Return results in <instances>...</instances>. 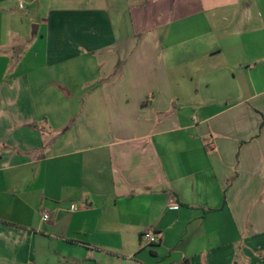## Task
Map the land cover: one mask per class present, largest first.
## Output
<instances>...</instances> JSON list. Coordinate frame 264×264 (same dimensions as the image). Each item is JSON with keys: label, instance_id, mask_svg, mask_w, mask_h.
I'll return each instance as SVG.
<instances>
[{"label": "crops", "instance_id": "crops-1", "mask_svg": "<svg viewBox=\"0 0 264 264\" xmlns=\"http://www.w3.org/2000/svg\"><path fill=\"white\" fill-rule=\"evenodd\" d=\"M26 1L0 0V264H264V0Z\"/></svg>", "mask_w": 264, "mask_h": 264}, {"label": "rangeland", "instance_id": "rangeland-1", "mask_svg": "<svg viewBox=\"0 0 264 264\" xmlns=\"http://www.w3.org/2000/svg\"><path fill=\"white\" fill-rule=\"evenodd\" d=\"M33 1H37V0H27L26 2L31 3ZM36 6H37V3H35V4L31 5V6H28L29 7V11L33 12L37 8ZM29 17L32 18L33 20L30 21ZM29 17L28 16L27 17L24 16V18L26 19L27 29L30 32L31 38L35 39L36 38L35 36H37V38H40V34H38V35L34 34V30H35V27L38 26L39 24L42 25L41 21L39 20V18L34 13H31Z\"/></svg>", "mask_w": 264, "mask_h": 264}, {"label": "built area", "instance_id": "built-area-1", "mask_svg": "<svg viewBox=\"0 0 264 264\" xmlns=\"http://www.w3.org/2000/svg\"><path fill=\"white\" fill-rule=\"evenodd\" d=\"M22 7V6H21ZM176 208V207H175ZM50 217L49 215L44 216V220H48ZM143 239L148 241L150 244H156L159 242V239L157 238L155 232L153 230H146L143 234Z\"/></svg>", "mask_w": 264, "mask_h": 264}]
</instances>
